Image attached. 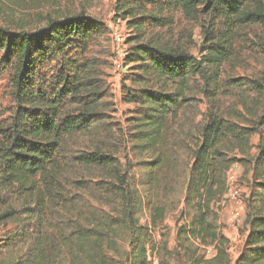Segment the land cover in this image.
Here are the masks:
<instances>
[{"label": "trees", "instance_id": "16d2710c", "mask_svg": "<svg viewBox=\"0 0 264 264\" xmlns=\"http://www.w3.org/2000/svg\"><path fill=\"white\" fill-rule=\"evenodd\" d=\"M116 11L134 32L125 61L138 73L134 85L123 88L124 101L136 105L129 118L134 149L153 155L146 164V199L131 189L121 159L102 137L107 133L101 128L106 92L96 66L87 57L77 58L79 48L105 31L104 23L81 11L50 18L34 30L0 26V51L15 64L12 81L18 104L9 130L0 127V179L34 198L42 214L51 213V206L60 213L54 222L52 216L42 218L32 238V264H119L124 241L130 250L123 263L148 264L143 239L151 241L168 211L159 195L177 187L196 210L179 234L211 244L212 261L225 264L229 242L218 231L213 204L226 192L228 169L247 161L253 164L258 193L245 217L247 234L238 264H264V101L253 126L231 121L216 104L221 69L233 58L240 29L264 28V0H118ZM177 12L193 21L204 17L203 58L154 33L156 28L169 29ZM52 60L59 65L56 75L39 79L41 67ZM197 75L210 108L193 129L180 120L192 106ZM234 82L245 83L264 98V76ZM244 108L253 113L248 103ZM255 134L260 136L257 153L250 160L240 158L235 151L248 153ZM169 175L175 186L168 183ZM144 207L150 221L141 226L134 217ZM13 215L11 210L1 213L0 225Z\"/></svg>", "mask_w": 264, "mask_h": 264}, {"label": "rangeland", "instance_id": "374dc122", "mask_svg": "<svg viewBox=\"0 0 264 264\" xmlns=\"http://www.w3.org/2000/svg\"><path fill=\"white\" fill-rule=\"evenodd\" d=\"M117 3L118 0H0V26L11 31L34 30L45 26L50 18H61L81 11L104 23L105 31L93 35L83 48H79L77 58L81 55L87 57L96 66V77L106 92L103 99L107 104L106 119L101 128L107 130V133L104 132L102 137H107L111 149L115 150L121 159L131 189L146 199L149 191V186L145 184L148 177L146 164L153 155L134 149L129 134L132 129L129 118L136 105L124 101L123 85H134L132 80L138 71H133V64H126L125 61L134 45L128 41L134 32L127 26L126 20L117 15ZM201 18L193 21L177 12L169 29L156 28L154 33L162 34L165 40L179 44L201 59L207 54L201 52V48L207 43L202 27L204 17ZM234 48L232 60L225 62L221 69V89L216 104L220 105L222 115L231 121L240 126H253L258 120L264 98L246 87L245 83H235L234 79L250 83L264 76V28L254 25L243 27L234 41ZM14 65V61L7 59L5 53L0 51V127L6 130L14 123L18 108L12 81ZM58 66L55 60L49 61L41 67L39 79L56 75ZM195 80L191 91L194 96L192 106L187 108L180 120L189 123L193 129L202 124L210 108L206 93L201 88L202 79L197 75ZM243 102L249 104L253 110L252 114L244 108L247 103ZM262 137L264 139V132ZM0 138L4 139L1 133ZM259 141L260 136L255 134L251 137L248 153L243 154L237 149L235 154L250 160L251 156L257 153L256 145ZM72 144L73 142L69 147ZM229 175L234 176L233 182L229 180ZM169 176L168 183L175 186L174 177ZM254 177L251 161L233 164L226 172V192L213 204L218 231L229 242L228 260L225 264H238L243 249L247 234L245 217L250 211V201L255 198L253 195L258 193L253 184ZM230 187L241 190V201L228 200L222 206L220 201ZM162 193L158 200L167 206V217L162 228L152 231L149 243L146 238L143 239L148 264H216L212 261V252L206 250V246L212 247L211 244H202L194 235L186 239L179 234L180 227L189 225L193 219L196 212L194 202L185 201L182 187L172 191L169 188ZM52 207L51 213L42 214L37 209L34 198L28 197L18 186L0 179V214L9 210L14 212L13 217L0 225V264L33 263L32 238L37 228H40L44 220L42 218L48 217L46 220H51L52 216L54 222L60 216V213H56L57 209ZM135 218L138 219L139 225L146 226L150 221L149 211L144 207L134 220ZM44 225L49 228L45 223ZM120 245L121 255L117 256V261L119 264H127L122 262V256L130 250L129 242L124 241Z\"/></svg>", "mask_w": 264, "mask_h": 264}, {"label": "built area", "instance_id": "2783aa9c", "mask_svg": "<svg viewBox=\"0 0 264 264\" xmlns=\"http://www.w3.org/2000/svg\"><path fill=\"white\" fill-rule=\"evenodd\" d=\"M229 180L233 182L234 180V176L233 175H229ZM228 200H234L237 202L241 201V190H239L238 188L235 187H230L228 192L226 193L225 197L220 201V205H225L227 203ZM213 247H208L206 246V250L211 253L212 252Z\"/></svg>", "mask_w": 264, "mask_h": 264}]
</instances>
